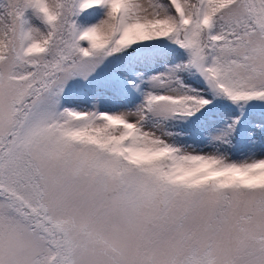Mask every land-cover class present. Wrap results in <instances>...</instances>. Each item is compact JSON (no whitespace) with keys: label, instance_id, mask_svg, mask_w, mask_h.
I'll return each mask as SVG.
<instances>
[{"label":"snow or ice","instance_id":"snow-or-ice-1","mask_svg":"<svg viewBox=\"0 0 264 264\" xmlns=\"http://www.w3.org/2000/svg\"><path fill=\"white\" fill-rule=\"evenodd\" d=\"M0 264H264V0H0Z\"/></svg>","mask_w":264,"mask_h":264}]
</instances>
